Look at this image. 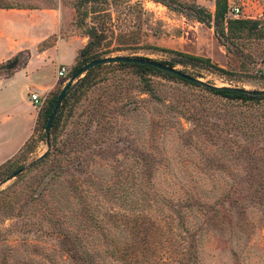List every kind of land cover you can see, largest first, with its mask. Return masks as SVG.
Segmentation results:
<instances>
[{"label":"rangeland","instance_id":"1","mask_svg":"<svg viewBox=\"0 0 264 264\" xmlns=\"http://www.w3.org/2000/svg\"><path fill=\"white\" fill-rule=\"evenodd\" d=\"M1 4L58 10L64 25L48 44L71 35L87 44L86 29L95 26L105 36L101 58L163 62L186 53L214 66L185 69L203 83L264 90V26L216 36L212 22L200 23L186 9L213 16L214 0ZM26 53L17 55L19 64ZM13 59L0 63V78ZM91 78L64 109L52 146L40 124L36 139L0 166V264H70L58 246V218L69 220L62 228L75 229L87 247L101 248L99 264H131L105 248L124 253L129 239L145 232L147 249L137 252L136 264H264V100L227 101L155 74L144 76L147 92L135 69L116 64ZM102 231L107 243L91 241Z\"/></svg>","mask_w":264,"mask_h":264},{"label":"crops","instance_id":"2","mask_svg":"<svg viewBox=\"0 0 264 264\" xmlns=\"http://www.w3.org/2000/svg\"><path fill=\"white\" fill-rule=\"evenodd\" d=\"M63 25L58 10H0V63L27 51L23 63L0 78V166L36 139L38 110L29 101L30 90H40L47 99L62 80L58 69L73 67L86 45V38L76 35L48 44Z\"/></svg>","mask_w":264,"mask_h":264},{"label":"trees","instance_id":"3","mask_svg":"<svg viewBox=\"0 0 264 264\" xmlns=\"http://www.w3.org/2000/svg\"><path fill=\"white\" fill-rule=\"evenodd\" d=\"M93 0H82L83 3H90ZM95 1V0H94ZM226 1L227 0H214V14L211 16L210 14L206 13L205 10L199 7L195 6H186V9L190 11L189 16H191L193 19L200 23L204 24H209L212 22L213 28L215 31L216 36L220 37H225V36H240L241 33L245 30L247 31H254L256 30L257 24L254 22H249V21H237V20H227L225 22V14H226ZM13 7L10 4L0 5V10L2 9H12ZM92 9V8H91ZM91 13H95L94 10ZM88 15V13H86ZM225 31L227 33L225 34ZM86 37H88L89 41L88 43L84 46V48L79 52L78 57H81L82 61L78 63V65H74L70 75L72 76L79 68L84 66L85 64L101 59V47H102V42L105 40V36L102 32H99L98 29L95 26H90L86 29ZM177 55L179 56L178 60H171V61H163V62H158L163 66H167L169 68H174L177 65L182 66L184 69L183 70H177L181 74H184L188 76L189 78H193L194 80H189L186 78H181L175 74L160 70L158 68H154L151 66L147 65H141V64H133V63H117L116 65L119 67H124V68H133L136 71V74H138L139 81L140 83H143L144 89L147 90V92L151 91V88L147 82V80L144 78L145 75L148 74H155L171 79H176L178 81L183 82L184 84L195 86L196 88H201L211 94L212 96L227 100V101H235V102H241V103H246V102H259L264 100V95H259V96H252L248 95L242 92H238L234 90V88H217L214 86H210L209 84L203 83L198 80V78L191 74L186 72L185 69L189 68H196L199 67L200 64H205L209 67H214L209 59L202 58V57H197L193 55H189L186 53H180L178 52ZM96 56V57H92ZM77 57V59H78ZM144 59V58H143ZM19 60L17 57L13 59L12 62H9L7 66L8 69H10L9 73L14 71L18 65H19ZM77 63V61H76ZM104 65H100L97 67H94L90 70H88L86 73H84V76L82 78L76 79V82L74 81L67 89L65 98L61 103V106L58 109V112L54 118V121L52 123L50 133H49V141L48 145L52 146V143L54 142V139H52V134L54 133L55 129L58 127L63 111L68 107V105L72 102V99L75 98V96L78 94L79 90L81 87L86 86L89 87L90 84L92 83V78L91 75ZM219 71L220 70L218 68ZM7 73V74H9ZM61 91V90H60ZM59 92H54L47 97L45 100L43 107L38 111V118H37V125L40 126L41 128L45 129L46 122L53 110L54 104L56 102V99L59 95ZM33 140V139H31ZM30 140V141H31ZM46 143L45 139V134L43 136V139ZM29 141V142H30ZM29 142L25 145V148H27V145ZM45 157L39 159L38 161L41 162L43 161ZM190 207V205L188 204ZM62 218H58V227L59 231V237H58V242H59V247L64 253V255L67 257V260L69 261L70 264H99V262L95 259L97 256L98 251L101 250V248H92L87 247V244L83 243L82 236H79L77 231L73 228H70L67 226L66 228H62V226L67 223L68 225L69 220H61ZM49 221V220H47ZM64 221V222H62ZM78 230V229H77ZM146 233V234H145ZM143 233H136V237L129 239V242L133 241L132 243L129 244V247L125 249L124 253L122 251L118 250L117 247L113 246L112 250L109 251L108 247L105 248L104 253L110 254V256L118 261V258H125V260L128 263L131 264H136V255L137 252L142 251L144 249H147L144 247L143 243L148 241L147 238H149V232ZM101 235L98 234V236H95L92 238L91 241L97 242V240H105L104 242L107 243L106 238H108V234H106L105 231H102L100 233ZM141 241V243H139ZM112 242V240H111ZM100 243V241L98 242ZM110 243V242H109Z\"/></svg>","mask_w":264,"mask_h":264},{"label":"water","instance_id":"4","mask_svg":"<svg viewBox=\"0 0 264 264\" xmlns=\"http://www.w3.org/2000/svg\"><path fill=\"white\" fill-rule=\"evenodd\" d=\"M117 63H133V64H141V65H147V66H151L154 68H158L160 70L175 74L181 78H186L189 80H194L193 78H189L188 76L181 74L180 72H178L176 69L174 68H169L167 66H163L158 62L152 61V60H148V59H143V58H132V57H110V58H101V59H97V60H93L87 64H85L84 66H82L81 68H79L69 79V81L67 82V84L62 88V90L60 91L56 102L54 104L53 110L46 122L45 125V129H44V134H45V139H46V144L48 145V141H49V133H50V129L52 126V123L54 121V118L58 112L59 107L61 106L62 101L65 98V94L66 91L68 89V87L74 82L76 81V79L81 78L84 73H86L88 70L100 66V65H105V64H117ZM234 90L238 91V92H242L248 95H252V96H259V95H264V90H246V89H242V88H235ZM46 155V154H45ZM45 155L41 156V158L45 157ZM23 172V168L12 173L4 182H2L1 184L6 183L7 181L16 178L19 174H21Z\"/></svg>","mask_w":264,"mask_h":264},{"label":"built area","instance_id":"5","mask_svg":"<svg viewBox=\"0 0 264 264\" xmlns=\"http://www.w3.org/2000/svg\"><path fill=\"white\" fill-rule=\"evenodd\" d=\"M227 20L249 21L257 24V29L264 26V0H227L225 22ZM67 70L60 67L57 78L66 80ZM29 101L36 110H40L46 100L40 90H30Z\"/></svg>","mask_w":264,"mask_h":264}]
</instances>
